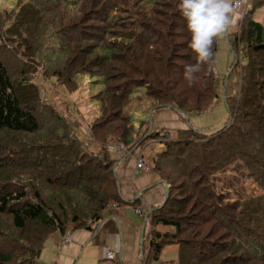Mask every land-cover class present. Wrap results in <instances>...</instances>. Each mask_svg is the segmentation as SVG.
<instances>
[{
	"label": "trees",
	"instance_id": "1",
	"mask_svg": "<svg viewBox=\"0 0 264 264\" xmlns=\"http://www.w3.org/2000/svg\"><path fill=\"white\" fill-rule=\"evenodd\" d=\"M178 3L17 0L0 12V47L13 50L0 53V264H36L52 235L93 231L120 203L107 146L132 151L156 140L164 151L154 156L153 171L168 198L148 214L145 264L167 245L178 246V264H264V25L252 20L264 0H251L238 30L226 36L239 81L236 96L225 98L231 121L211 131L188 126L166 141L149 126L137 137L147 123L135 128L125 112L138 89L152 116L204 113L217 99L218 38L189 84L183 66L197 57ZM93 77L101 86L97 115L82 142L72 113L66 121L41 103L39 83L54 80L73 94L79 79ZM235 162L261 193L224 202L212 179Z\"/></svg>",
	"mask_w": 264,
	"mask_h": 264
},
{
	"label": "crops",
	"instance_id": "2",
	"mask_svg": "<svg viewBox=\"0 0 264 264\" xmlns=\"http://www.w3.org/2000/svg\"><path fill=\"white\" fill-rule=\"evenodd\" d=\"M238 1L246 5V11L249 10L251 0ZM237 12L236 25L228 34L235 33L240 26L242 12ZM182 117L183 114L171 109L162 110L152 116L150 131H169L174 136L175 131L186 128ZM147 126L148 123L138 130L137 137ZM81 129L82 126V133ZM86 131L83 129L87 138ZM162 151L164 145L159 140L147 141L132 151L126 150L125 154L111 151L120 203L111 207L109 214L95 224L91 232L67 230L64 234L52 235L44 243L36 264H113L104 258L105 251L117 253L116 264H145L153 229L148 214L162 204L165 192L163 181L153 171L154 156ZM138 162L143 163L145 168L137 169ZM154 230L161 234L172 232L167 226H156ZM177 252L178 246L167 245L161 250L157 261L150 264H178Z\"/></svg>",
	"mask_w": 264,
	"mask_h": 264
},
{
	"label": "rangeland",
	"instance_id": "3",
	"mask_svg": "<svg viewBox=\"0 0 264 264\" xmlns=\"http://www.w3.org/2000/svg\"><path fill=\"white\" fill-rule=\"evenodd\" d=\"M16 1L0 0V12H10L15 7ZM237 11H241L244 14L246 12V5L242 4ZM253 21L264 25V7H261L254 13ZM216 49L214 55V74L217 99H215L206 112L200 114L190 113L182 117L186 127L190 126L192 129L200 132L220 129L228 122L229 112L225 98L232 100L231 98L236 96L239 88L238 68L232 69L235 63V54L230 48L225 35L218 37ZM8 52H13L9 45H6L4 48L0 47V53H3L5 57L9 55ZM98 80L97 77L79 79V89L73 94L64 92L62 87L57 86L54 80H41L43 81L39 83L40 91L43 95L41 103L49 108L54 106L66 121L69 118V114L72 113L73 116L71 118L74 119L75 117L85 132L89 123L97 115L96 94L101 89ZM142 93L143 89L136 90L125 109V112L131 115L132 124L135 128L141 122L148 124L151 122L149 120L150 110H148L146 101L142 99ZM83 129H81L83 134L79 135L82 142L86 138ZM212 180L216 194L224 197V202L242 200L261 193L260 189L249 178L241 162L231 164L224 171L216 174Z\"/></svg>",
	"mask_w": 264,
	"mask_h": 264
},
{
	"label": "clouds",
	"instance_id": "4",
	"mask_svg": "<svg viewBox=\"0 0 264 264\" xmlns=\"http://www.w3.org/2000/svg\"><path fill=\"white\" fill-rule=\"evenodd\" d=\"M238 0H179L178 8L190 33L187 46L196 54L194 64L183 66V76L191 84L193 74L212 53L214 38L227 35L238 19Z\"/></svg>",
	"mask_w": 264,
	"mask_h": 264
},
{
	"label": "built area",
	"instance_id": "5",
	"mask_svg": "<svg viewBox=\"0 0 264 264\" xmlns=\"http://www.w3.org/2000/svg\"><path fill=\"white\" fill-rule=\"evenodd\" d=\"M239 2V8L241 7V5L243 4V2H241V1H238ZM238 8V9H239ZM87 135H90V132L89 131H87ZM159 135H160V138L161 139H163V140H166V141H168V140H170L171 139V133L169 132V131H162V132H160L159 133ZM107 149L109 150V151H114V152H118V153H120V152H126V149H125V147H123V146H117V145H110V146H107ZM136 168L137 169H144L145 168V166L143 165V163H141V162H138L137 164H136ZM136 213H139V210H136ZM67 241H68V239H67ZM117 253L116 252H114V251H105L104 252V258H106V259H108V260H110V261H112L113 262V264H116L115 263V260L117 259V255H116Z\"/></svg>",
	"mask_w": 264,
	"mask_h": 264
},
{
	"label": "water",
	"instance_id": "6",
	"mask_svg": "<svg viewBox=\"0 0 264 264\" xmlns=\"http://www.w3.org/2000/svg\"><path fill=\"white\" fill-rule=\"evenodd\" d=\"M152 119V115H151V111L149 112V120H151ZM229 121H231V116H230V114H229ZM150 126H151V122L149 123V128H150ZM114 170V168L112 169V171ZM114 172V171H113ZM114 178H115V180H116V176H115V172H114ZM163 183V185H164V187H165V192H164V197H163V201H162V204L159 206V208L160 207H163V205L165 204V202H166V200H167V198H168V185L166 184V182H162Z\"/></svg>",
	"mask_w": 264,
	"mask_h": 264
}]
</instances>
